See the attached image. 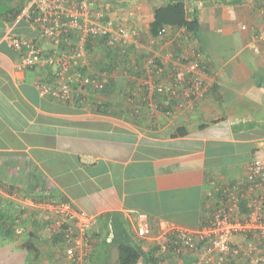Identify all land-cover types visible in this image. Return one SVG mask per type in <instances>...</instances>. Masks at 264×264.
<instances>
[{"label": "crops", "instance_id": "crops-1", "mask_svg": "<svg viewBox=\"0 0 264 264\" xmlns=\"http://www.w3.org/2000/svg\"><path fill=\"white\" fill-rule=\"evenodd\" d=\"M234 1L189 0L212 86L192 107L180 108L169 92L148 91L149 57L180 52L178 40L153 39L147 29L154 8L173 0L127 1L125 11L113 5L109 16H128L137 45L126 56L94 45L83 66L70 69L65 99L40 89L56 84L55 66L43 57L33 67L21 65V52L7 37L27 35L43 53L52 47L19 15L6 20L18 0H0L9 8L0 9V226L6 228L9 215L14 219L2 237L25 235L39 261L58 264L49 208L70 203L96 217L87 264H119L123 234L144 256L154 250L160 258L165 241L156 222L196 231L208 217L204 209L225 188L244 185L249 165L264 159V15L261 0ZM141 214L152 226L146 237L134 231ZM232 239L242 245L248 240L242 234ZM196 255L184 257L192 262ZM169 256L157 264L186 261ZM139 264L150 263L144 258ZM231 264L259 263L248 258Z\"/></svg>", "mask_w": 264, "mask_h": 264}, {"label": "built area", "instance_id": "built-area-1", "mask_svg": "<svg viewBox=\"0 0 264 264\" xmlns=\"http://www.w3.org/2000/svg\"><path fill=\"white\" fill-rule=\"evenodd\" d=\"M112 7L110 0H25L19 20L34 28L39 38L52 49L43 53L35 40L27 35L9 36L7 43L14 51L21 52L23 67H33L42 57L46 63L55 66L56 84L51 88L41 85V92L46 93L49 89L57 99L68 98L67 79L73 77L68 73L71 68L83 66L94 45L119 56L128 55L130 48L137 45V36L132 29L107 14ZM261 11L264 12V4ZM188 35L184 29H161L152 38L172 37L178 40L180 52L152 55L147 63L151 72L149 94L169 92L170 97L179 100L180 108L192 107L212 86L207 72L201 68L203 57L198 45ZM221 194L225 199L217 197L219 206L206 227L189 231L165 221L156 222L155 229L165 241L161 251H167V244L176 239L175 245L197 252L192 264H231L232 261L237 263L238 257L243 262L251 258L255 263L264 264V159L256 157L249 165L244 185L227 187ZM242 201H246L248 209L243 218L240 213ZM49 211L54 221L51 236L60 247L58 264H87L91 251L88 233L95 226L96 217L75 209L70 203L50 205ZM151 227L147 215L141 214L134 231L138 236L146 237ZM252 229H256L252 240H246L244 245L233 242L232 238L240 233L248 239L246 232Z\"/></svg>", "mask_w": 264, "mask_h": 264}, {"label": "trees", "instance_id": "trees-1", "mask_svg": "<svg viewBox=\"0 0 264 264\" xmlns=\"http://www.w3.org/2000/svg\"><path fill=\"white\" fill-rule=\"evenodd\" d=\"M113 0H111L110 2H112ZM217 0H207L208 4H215L214 2H216ZM222 3L224 4H229V1L226 0H221ZM24 2L25 0H18V2L16 3L15 7H10L9 9V15L6 18V20L8 22H14L21 9L24 6ZM239 2V0H235L234 4ZM217 3V2H216ZM263 4H264V0H261L260 2V12L262 15H264V12H262V8H263ZM114 5V4H113ZM189 0H173V2H169L166 5H162V6H158L155 7L153 10V14H152V20L148 23L147 29L149 32V35L151 37H155L157 36L158 32L165 28L168 27L172 30L174 29H184L185 32L187 34L193 35L194 37L197 38V43H202V40L200 38L198 34V14L197 11L194 9L190 14L191 16H189ZM114 11V6L113 8L109 9V13H107L108 15ZM191 11V10H190ZM102 43V41H101ZM198 45V44H197ZM202 45V44H201ZM201 47V46H200ZM199 48V53L202 56L201 53V49ZM203 57V56H202ZM202 64L201 63V68H202ZM221 197H223V199H225V196L223 194L220 195ZM211 201V199H210ZM210 203V202H209ZM216 204L214 205L213 203L209 204L210 206H208L207 208H205L204 210L207 212L208 217L207 219L204 221L203 224H201L200 228L202 227H206L210 224L211 221V215L213 214L214 210H216L219 206V204L217 202H215ZM208 204V203H207ZM248 209L246 207V201H242L241 205H240V213L242 215V218L247 214ZM6 218H8V216H5ZM3 212L0 209V223L2 222L3 219ZM7 222H9V224L7 225V223L5 224V227L8 228H3V226H0V231L5 230L9 231L10 228H13V220L11 218V215H9V218L6 219ZM12 221V222H11ZM242 222V221H241ZM199 228V229H200ZM251 231V232H250ZM250 234L249 235V239L253 238L251 236H253L256 231L250 230ZM242 235H244V233H240ZM248 239V240H249ZM56 240V238L54 239ZM252 240V239H251ZM174 241H176V239L172 240V243L167 244L168 248L167 251H165L163 254L164 256L156 257L155 256V251L153 250L152 252L150 251L149 254H147V256H144L143 252L140 250V248L133 242V240L130 238V236L128 234H123L122 235V239H120L117 243V250H118V262L119 264H139L142 262V260L144 258H146V262L150 263V264H157L162 258H171V256H169V254H175L177 257L182 258L184 257V255L186 254H191L194 251L188 250L187 248L181 247L180 245H175ZM33 247V246H32ZM158 250L159 247L156 246L155 250ZM161 250V249H160ZM167 256V257H166ZM169 256V257H168ZM190 256H185V262L184 264H192L194 262V260L191 262L192 259L189 258ZM196 259V258H195ZM240 262H241V258L238 257L237 258Z\"/></svg>", "mask_w": 264, "mask_h": 264}, {"label": "rangeland", "instance_id": "rangeland-1", "mask_svg": "<svg viewBox=\"0 0 264 264\" xmlns=\"http://www.w3.org/2000/svg\"><path fill=\"white\" fill-rule=\"evenodd\" d=\"M127 1L132 2V0H127ZM127 1L126 0H113L112 4H114L116 8H120L121 10L125 11L126 10L125 3ZM0 9L6 11L9 8L7 6L0 5ZM127 17L125 15L124 17L119 16V22L123 24H128ZM20 235L21 234L13 235V234L8 233L6 234L5 237H2V235L0 234V264H39V263L43 264L45 261H39L38 258L40 257L38 256L35 257L33 255L34 254L33 249H30L32 247L25 244L26 240L29 241V239H24L25 235H23V237H19ZM54 248H55V251L57 250L58 252H60V247L57 245V242L53 246V250Z\"/></svg>", "mask_w": 264, "mask_h": 264}]
</instances>
